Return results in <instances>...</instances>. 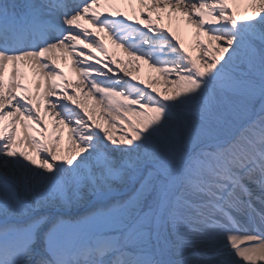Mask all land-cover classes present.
<instances>
[{
    "label": "snow or ice",
    "instance_id": "obj_1",
    "mask_svg": "<svg viewBox=\"0 0 264 264\" xmlns=\"http://www.w3.org/2000/svg\"><path fill=\"white\" fill-rule=\"evenodd\" d=\"M0 264H264V0H0Z\"/></svg>",
    "mask_w": 264,
    "mask_h": 264
},
{
    "label": "bare ground",
    "instance_id": "obj_2",
    "mask_svg": "<svg viewBox=\"0 0 264 264\" xmlns=\"http://www.w3.org/2000/svg\"><path fill=\"white\" fill-rule=\"evenodd\" d=\"M115 8L116 10L125 11L130 14L132 13V10H133V6H129V5H116ZM109 10L111 9H108V8L102 9V11H105V12ZM137 10H138V6H137ZM163 23L165 27L169 26V21L167 20V18L164 19ZM85 26L91 28V25H88L86 22H85ZM171 29L172 31L176 32L177 36H179L180 39L184 41L185 46L189 49V51L192 52L193 55L199 54V49L195 47L196 37L194 35V29H192L191 26L187 25L186 23L177 24L176 22H172ZM92 31L95 32L96 30L92 29ZM98 35H99V38L106 45L108 52H107V56L105 57L103 53L96 51L95 52L96 56L100 57L101 59H111L113 61H124L125 62L124 65H114V67L127 66L128 70L134 76L138 77V79H144L145 81H147L150 76L156 75V73H154L153 70L149 68L148 65L144 64L143 62H140V68H139V71H137L133 65L127 64V61L129 59L127 54L122 49L116 48V46L111 42V40L108 39L106 34L99 33ZM61 66L64 68L65 74L68 76L69 80L76 79V74L73 72L70 63L69 64L62 63ZM158 87H163V85L162 84L158 85ZM86 103L90 106L92 102L89 100V101H86ZM97 119L99 120V122L104 123V120H101L99 115L97 116ZM48 124H49V130H50L52 126V121L50 119L48 120ZM121 126L122 125L118 127H121ZM64 143L65 144L67 143L66 130H65Z\"/></svg>",
    "mask_w": 264,
    "mask_h": 264
},
{
    "label": "rangeland",
    "instance_id": "obj_3",
    "mask_svg": "<svg viewBox=\"0 0 264 264\" xmlns=\"http://www.w3.org/2000/svg\"><path fill=\"white\" fill-rule=\"evenodd\" d=\"M122 130H126L123 128V126L118 127L117 129H114L113 132L115 133V135L117 136V138L119 137V135L121 134ZM67 144V143H66Z\"/></svg>",
    "mask_w": 264,
    "mask_h": 264
}]
</instances>
